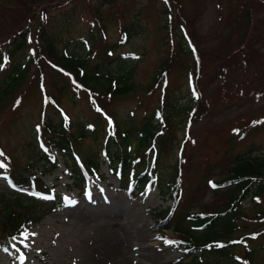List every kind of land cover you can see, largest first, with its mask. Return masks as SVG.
<instances>
[{"label":"trees","instance_id":"obj_1","mask_svg":"<svg viewBox=\"0 0 264 264\" xmlns=\"http://www.w3.org/2000/svg\"><path fill=\"white\" fill-rule=\"evenodd\" d=\"M127 1L49 0L47 5L35 7L33 0H15L9 6H0V68L5 64L10 67L6 59H11L17 51L33 44L25 65L21 68L15 66L0 84V101L16 91L28 75L32 63L36 64V69L29 81L31 84L36 83L43 94L39 119L41 130L38 144L34 141L32 149L41 166L32 159L24 167L19 166L18 160L5 153L0 146V154L8 162L0 175L15 188L26 186L44 197L42 201H28L20 195L13 198L7 196V203L0 198L2 251L8 250L17 236L27 232L50 211L64 205L62 201L56 202V195L37 176L58 166L55 153L64 158L73 176L69 189L76 188L83 193L84 186L90 180L103 178L100 171L102 161L98 157L103 153L108 158L110 170L119 173L121 187L125 190L136 196L139 194H134L137 191L156 186L161 196L168 197L171 200L169 207L151 211L156 228L166 238H175L180 246L200 253L189 261L171 264H212L205 258L208 253L217 256L223 254L231 242L246 238L245 233L251 232L250 235L255 237L261 234L264 238V211L258 203L264 194V155H252L256 148L252 142L246 152L236 155L225 169H221L218 179H212L209 175L212 169L209 165L201 176L193 177L192 172L198 171L195 167L197 163L192 158L196 148L193 136L200 130L189 128L193 122L209 120L234 104L248 100L257 102L264 97V52L261 49L264 48V16L255 17L257 12L264 10V0H232L235 15L232 20L236 26L231 34L235 37L231 38L230 34L229 38H222L215 48L204 47L203 38L196 33L194 21L197 13L193 15V12H188L189 16L180 14L178 10L183 4H178V0H156L161 3L160 17L163 24L160 28L165 31L162 43L165 57L156 66L151 82L146 87L150 95L154 92L157 94L158 104L145 114L139 124L133 121L132 116L126 123L117 120L111 109L115 96L136 90L131 81L135 62L115 71L113 67L105 69L102 65L94 69L86 68L87 58L92 52L100 62L104 61L109 66L117 64L120 59L114 53L126 46L132 35L138 34L139 13L128 22ZM78 3L93 20L91 33L94 26L96 30V36L92 34L91 37L93 45L89 44V52L85 55L59 54L52 34L46 29L50 20L46 11L54 6L69 4L73 9ZM104 7L117 15L119 39L113 43H109L102 22L105 18ZM36 14H39L40 19L37 23L34 21ZM228 19L231 20L229 16ZM47 68L64 79H54V91L46 88L44 73ZM92 70L96 73H92ZM182 77L189 91L185 102L174 100ZM68 85L88 95L96 119L100 120L102 116L108 119L106 136L98 137L100 124L99 130L93 122L85 124L87 127L84 128L82 123L76 125L65 117H59L57 123L45 116L48 106L60 110V97ZM24 94L18 96L15 106L20 104L21 95ZM174 112L184 115L185 136L176 149V160L165 175L166 178H163V159L177 142L176 125L172 122ZM77 126L80 127L74 131L73 128ZM263 126L264 104L206 129L233 146L246 141ZM90 133L97 148L85 149L87 152L81 154L78 148H82V140ZM189 141L190 148L186 150ZM224 158L227 162L226 156ZM207 188L213 191V202L201 204L202 193ZM247 200L256 207L251 216L242 208ZM22 206L24 211L21 210ZM193 207H199L198 211H192ZM246 217L254 220L253 225ZM239 218L246 221L238 223ZM169 229L172 232L168 235L165 231ZM237 230L240 233L234 237ZM245 256L248 264H256L247 252Z\"/></svg>","mask_w":264,"mask_h":264},{"label":"rangeland","instance_id":"obj_2","mask_svg":"<svg viewBox=\"0 0 264 264\" xmlns=\"http://www.w3.org/2000/svg\"><path fill=\"white\" fill-rule=\"evenodd\" d=\"M48 1L33 0V3L35 7H41L47 5ZM14 3L15 0H0V6H9ZM127 3L129 4L128 15L126 16L128 22L132 20H129L131 17L135 16L134 18H136L139 13L140 28L138 34L132 35L127 45L122 46L114 53V56L120 59L117 61L118 65L109 66L104 61L100 62L98 56L92 52L87 58L86 68L94 69L98 65H102L105 69L113 67L115 71V69L121 70L130 62H135L131 81L136 86V90L119 97L115 96L111 102V109L117 120H123L126 123L132 116L133 121L139 124L145 114H148L153 106L158 104L157 94L155 95L154 92L150 95L149 91H146V87L151 82L156 66L165 57V50L162 45L165 31L160 28L163 23L160 17L161 3L159 1L129 0ZM180 3L183 4L180 11L177 9L180 14L189 16L188 12H193V15L197 13L194 29L203 38L204 47H217L222 38H229L236 26L232 20L235 18L233 6H231L232 0H178V4ZM46 12L50 15L46 29L52 34L58 53L66 55L88 54L89 44L93 45L91 37L92 34L94 37L96 36V30L94 26V31L91 33L93 20L80 3L73 9L69 4L51 7ZM7 15L10 16L11 14ZM14 15L13 12L12 16ZM103 15L105 18L102 22L106 28L108 41L109 43L116 42L119 38L117 15L111 14L108 7H104ZM228 16L231 20L228 19ZM263 16L264 10L255 14V17ZM37 20H40L39 14L35 16L34 21L36 23ZM230 37L234 38L235 36L231 34ZM32 45L17 51L11 58L10 67L0 68V84L6 80L7 74L15 66L21 68L25 65L31 55ZM261 49L264 52V48ZM35 69L36 64L32 63L28 75L16 91L0 101V145L18 160L19 166L23 167L29 159L41 166V162L37 160L35 152L32 150L34 141L38 144L39 119L43 102L41 90L36 87V83L31 84L29 81L30 75ZM92 73H96L95 70H92ZM44 75L46 88L48 91H54L52 82L60 76L49 68ZM60 78L64 81L62 77ZM59 83L62 84L61 81ZM21 93L26 94L21 95L22 100L15 108V102ZM187 96H189V91L184 77H182L179 90L175 92L174 100L185 102ZM60 101L61 108L65 110L68 120H72L76 125L82 123L84 128L85 124L93 122L98 130V124H100L101 129L97 132L98 137L103 138L107 135L106 127H104L105 119L104 117H101V120L96 119V113H94L86 93L72 89L68 85L66 92H63L60 97ZM262 104H264V97L257 102L248 100L244 103L234 104L209 120L201 119L190 125V129L200 130L193 136L196 148L192 158L197 163L195 167L198 170L192 172L193 177L201 176L205 171L204 168L209 165V167L212 166L209 175L212 179H218L221 169H225L226 165L232 162L236 155L246 152L252 142L256 146L252 155H264V126L256 134L243 141L244 143L240 142L233 146L230 143H225L206 129L254 110ZM174 115L172 122L176 125L177 142L163 159V166L161 167L163 178H166L165 175L176 160V149L185 136L184 115L176 114V112ZM45 116L57 123L62 118V115L59 113L58 116L52 106L45 108ZM79 127H74V131H77ZM81 145L82 148H78L81 154L87 152L85 149L97 148L92 134L85 137ZM189 148L190 141L185 146L186 150ZM224 156H226L227 162ZM56 157L59 161L57 168L44 174L42 180L56 194V202L61 203L63 197L67 200L71 199L72 202L65 204L60 209L50 211L24 236L19 237L18 242L14 243L11 250L3 254L0 253V264H141L137 258H134L137 253L125 252L124 234L119 231V225L114 222V225H108L106 218L99 220V217L94 216L91 208H89L93 202L108 200L126 202L132 207V209L125 211V215L127 214V217L138 225L147 236V245L156 259L153 264H170L176 259L188 261L191 257L200 254L199 251L187 252L184 249H179L176 241H167L158 231H155V221L151 218L150 211L156 207L162 209L170 205L169 201H163L155 187L140 194L136 199L130 198L121 191L116 176L108 172L107 164L102 163L101 171L105 174L104 179L90 181L87 184L89 193L81 194L75 188L70 190L67 188V185H72L70 172L62 162L61 157L58 154ZM98 157L105 162L106 156L103 153H100ZM5 163L7 162L0 155V171ZM16 195L25 196L28 201L31 199L42 200L38 195L30 194L26 190H23L22 193L13 190L7 179L0 177V198L3 202L7 203V196L13 198ZM213 197L212 189L207 188L204 194L202 193L200 203H210ZM258 203L264 211V194ZM242 208L248 216L254 214L256 209L250 200H247ZM198 209L199 207H193L192 211H198ZM21 210L24 211L23 206ZM35 212L37 213L38 209ZM88 215L91 217H87ZM246 218L253 225L254 220L250 217ZM242 221L246 220L238 219V223ZM97 223H104V225H97ZM249 227L252 228L253 226ZM171 232L170 229L165 231L168 235ZM239 233L240 230H237L234 237ZM250 233H245L246 238L241 241L233 240L234 242H231L233 244L225 247L223 254L217 256L208 253L205 258L212 264H248L245 259L247 252L253 258L254 263L264 264V238L261 237V234L255 237ZM117 241L118 243H116Z\"/></svg>","mask_w":264,"mask_h":264},{"label":"bare ground","instance_id":"obj_3","mask_svg":"<svg viewBox=\"0 0 264 264\" xmlns=\"http://www.w3.org/2000/svg\"><path fill=\"white\" fill-rule=\"evenodd\" d=\"M89 206L93 215L99 217V220L106 218L108 225H114L113 222L119 225V231L124 234L123 245L126 253H137L134 258H137L141 264H153L155 262L156 259L150 252L147 245L148 238L143 230L127 218L122 217L123 221L121 223L118 221L120 216L125 215V211L132 209L129 204L119 200H108L93 202ZM87 217H91V215ZM99 224L104 225V223H97V225ZM135 241H138V243H135Z\"/></svg>","mask_w":264,"mask_h":264}]
</instances>
